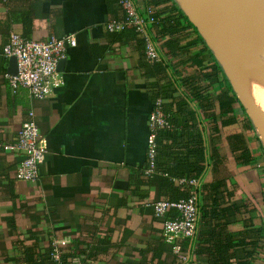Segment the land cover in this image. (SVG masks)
I'll use <instances>...</instances> for the list:
<instances>
[{
  "label": "crops",
  "instance_id": "1",
  "mask_svg": "<svg viewBox=\"0 0 264 264\" xmlns=\"http://www.w3.org/2000/svg\"><path fill=\"white\" fill-rule=\"evenodd\" d=\"M133 1L144 10L145 0ZM119 12L115 0H0V264H52L51 245L71 253L72 264H178L153 211L154 200L165 194L163 175L144 174L154 77L144 75L134 40L109 36L107 23ZM11 30L34 39L75 36L48 95L10 86L4 74L14 72L16 62L2 48ZM196 68L182 65L178 73ZM181 90L179 83L173 92ZM30 111L47 151L38 177L24 180L14 175L21 154L3 145ZM225 129L223 135L235 125ZM245 133L253 159L238 162L222 139L225 158L214 169L203 130L206 166L192 184L198 203L204 181L225 179L236 196L256 206L250 220L229 223L231 231L264 222V161L251 132ZM182 264H207L196 254V233Z\"/></svg>",
  "mask_w": 264,
  "mask_h": 264
},
{
  "label": "trees",
  "instance_id": "2",
  "mask_svg": "<svg viewBox=\"0 0 264 264\" xmlns=\"http://www.w3.org/2000/svg\"><path fill=\"white\" fill-rule=\"evenodd\" d=\"M120 1L115 0L120 12L113 20L123 25L118 30L108 29L109 36L134 40L141 53L140 67L144 75L154 77L148 82L155 87L150 92L154 101L160 99L161 110L169 124L153 130V172L144 170V174L163 175L165 194L158 199L178 201L194 192L189 180L199 179L204 172L207 154L203 130L208 133V157L215 169L225 158L220 145L222 139L238 162L252 160L254 152L245 132L255 134L256 128L222 63L178 0H145L144 10H138L140 15H145L143 31L127 23ZM147 39L155 43L157 59L150 60L146 56ZM162 52L169 61L164 60ZM182 65L197 68L179 74L178 68ZM174 75L179 78L178 82ZM179 83L182 90L175 95L173 91ZM191 101L196 103V108L191 106ZM229 125H235V129L223 135ZM162 155L168 161H161ZM180 179L174 184V180ZM201 187L202 202H197L199 217L195 232L197 256L203 257L207 264H264V222L259 226L248 224L235 231L227 227L237 220H250L256 206L250 199L236 196L228 180H206ZM176 214L175 208L168 211L169 216ZM158 218L162 225V218ZM189 239L178 242V253L186 256ZM53 248L51 245L49 250L52 264H72L71 253H65L64 247L59 248L58 259L52 257ZM177 258L178 264L185 260L180 255Z\"/></svg>",
  "mask_w": 264,
  "mask_h": 264
},
{
  "label": "built area",
  "instance_id": "3",
  "mask_svg": "<svg viewBox=\"0 0 264 264\" xmlns=\"http://www.w3.org/2000/svg\"><path fill=\"white\" fill-rule=\"evenodd\" d=\"M122 7L126 11L129 24L136 26L138 30H144V16L138 13V8L133 0H121ZM122 23L110 20L107 23L109 30H118ZM76 38L72 33L62 36H51L47 39L29 38L21 33L11 30L2 52L6 56H13L16 61L15 72H5V76L10 86L15 90L18 86L27 88L33 97H44L48 95L54 86L59 82L57 73V63L65 56L67 46L75 45ZM146 56L152 60L157 59L158 54L155 43L149 39L145 45ZM30 117L24 120L17 129L13 140L3 145L21 154V158L14 169V175L18 179L35 180L39 174V166L44 161L47 151L46 145L40 134V129L36 121L32 118L33 112H29ZM165 114L161 110L160 99L154 101V105L149 112L148 123L151 128L147 146V166L146 173L153 172V158L155 155L154 129L157 126L169 125L165 119ZM178 182L181 181L177 180ZM191 184L197 182L190 179ZM175 208L177 214L169 216L168 211ZM155 216L162 218V230L167 241L174 243V250L179 252L180 245L176 240L180 238H191L194 236L198 221L197 194H191L178 201L157 199L153 202ZM182 258L185 255L178 253ZM54 259L59 258V247L54 246L52 251Z\"/></svg>",
  "mask_w": 264,
  "mask_h": 264
},
{
  "label": "bare ground",
  "instance_id": "4",
  "mask_svg": "<svg viewBox=\"0 0 264 264\" xmlns=\"http://www.w3.org/2000/svg\"><path fill=\"white\" fill-rule=\"evenodd\" d=\"M181 6L191 19L200 25L201 32L209 39V42H212L219 49L218 51L213 48L216 53L225 59L227 57L229 62L226 59V64L219 60L224 68L226 67L228 70L229 77L239 92L241 100L250 109L251 118L256 123L264 141V68L252 65L253 69L251 65L245 64L246 60H244V57H246L245 51L250 47L249 44L252 45L255 41H263L264 27L263 29L254 28V31L258 32L255 35L254 32L245 35L238 31L242 29V25L237 18L222 17L220 13L213 12L205 7L190 5L187 0H182ZM245 22L250 27L249 21ZM238 23L241 27L237 30ZM233 26H235L234 29H232ZM242 42L244 43L243 51L240 49ZM245 42L248 44H245Z\"/></svg>",
  "mask_w": 264,
  "mask_h": 264
},
{
  "label": "rangeland",
  "instance_id": "5",
  "mask_svg": "<svg viewBox=\"0 0 264 264\" xmlns=\"http://www.w3.org/2000/svg\"><path fill=\"white\" fill-rule=\"evenodd\" d=\"M178 1L182 5V0H178ZM244 1H246L250 5L256 7L257 9H259L260 12L264 13V1H262V0H248V1L247 0H244ZM237 19L240 20L241 25H242V29H240L241 26L238 23V25L236 26L237 27V30L240 29L238 31H241L245 35L248 34V33H250V32H251V34L254 32L253 34L255 35L258 32H256V30L254 31V28H259V29L261 28V29H263V27H264V21L263 20H254L253 18H242V19L237 18ZM243 19H246L247 22L249 21V24H251L250 27L245 22V20H243ZM230 23H231V21H230ZM234 27L235 26H233L232 29H234ZM210 44H211V46L213 48L217 49L216 46L212 42H210ZM245 44H248V43L245 42ZM249 45H250V47H248V50L245 51V54H246L245 55L246 57H244L245 58L244 60H246L245 64H248L249 66L251 65V68H253V69H254V67H252V65H257L260 68H264L263 67L264 66V57H263V54H264V52H263L264 39L261 42L255 41L252 45L251 44H249ZM243 48H244V43L242 42L240 49L243 51ZM217 50L219 51V49H217ZM217 56H218V58L223 63H225V64L227 63L228 59H227L226 56L225 57H226L227 61H226V59L223 56H219L218 54H217ZM226 71H227L228 75L230 76V74H229V72H228L227 69H226ZM249 115H250V113H249ZM253 123H254L255 128H256V133L255 134H252L251 133V136L250 137H251L252 141L254 143H256L260 147V149H261L260 158L264 161V141H263V139L261 137V134H260V132L258 130V127H257L256 123L255 122H253Z\"/></svg>",
  "mask_w": 264,
  "mask_h": 264
},
{
  "label": "water",
  "instance_id": "6",
  "mask_svg": "<svg viewBox=\"0 0 264 264\" xmlns=\"http://www.w3.org/2000/svg\"><path fill=\"white\" fill-rule=\"evenodd\" d=\"M187 1L189 2L190 5H194L197 7H205L207 9H210L213 12L220 13L222 17H226V18L233 17V18H240V19H242V18H253L254 20H263L264 21V13L260 12L259 9L250 5L249 3H247L244 0H187ZM191 20L198 26L200 33L203 35V37L207 41L208 45L211 47L209 39L201 32L200 25L198 23H196L193 19H191ZM243 20L246 21V19H243ZM212 50L214 51L213 48H212ZM214 53H215V51H214ZM215 55H216V53H215ZM10 57L14 58L13 56H10ZM216 57H217V55H216ZM60 62L61 61H58V64H60ZM231 82H232V80H231ZM232 84H233V82H232ZM233 87L236 90L238 97L240 98L239 92L235 88L234 84H233ZM240 100H241V98H240ZM243 104H244V102H243ZM244 105L246 106L247 111L249 113L250 109L248 108V106L246 104H244Z\"/></svg>",
  "mask_w": 264,
  "mask_h": 264
}]
</instances>
